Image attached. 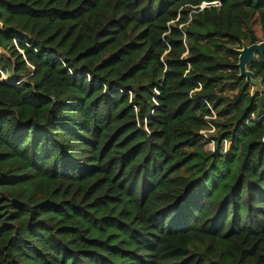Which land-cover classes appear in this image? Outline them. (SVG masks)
Segmentation results:
<instances>
[{
    "label": "trees",
    "instance_id": "1",
    "mask_svg": "<svg viewBox=\"0 0 264 264\" xmlns=\"http://www.w3.org/2000/svg\"><path fill=\"white\" fill-rule=\"evenodd\" d=\"M204 1L0 0V264H264V0Z\"/></svg>",
    "mask_w": 264,
    "mask_h": 264
},
{
    "label": "water",
    "instance_id": "2",
    "mask_svg": "<svg viewBox=\"0 0 264 264\" xmlns=\"http://www.w3.org/2000/svg\"><path fill=\"white\" fill-rule=\"evenodd\" d=\"M237 51L239 53V62L236 66L239 69V78H245L247 81H251V84L256 86L257 89L261 88L263 86L262 80L256 78L255 73L249 66L258 56H264V39L250 45L243 43L242 48Z\"/></svg>",
    "mask_w": 264,
    "mask_h": 264
},
{
    "label": "built area",
    "instance_id": "3",
    "mask_svg": "<svg viewBox=\"0 0 264 264\" xmlns=\"http://www.w3.org/2000/svg\"><path fill=\"white\" fill-rule=\"evenodd\" d=\"M222 4L221 0H215V1H204L202 2L200 5L196 6V8L199 10V11H202L208 7H220ZM3 77L5 78V80L7 81V76L5 74H3ZM107 88V87H105ZM214 130V128L212 129V131ZM204 135H206V133L202 132ZM213 144L214 145V142L210 143V145ZM228 144H231L230 142H225V150H229L230 147H227ZM215 147V145H214ZM214 150V149H213Z\"/></svg>",
    "mask_w": 264,
    "mask_h": 264
},
{
    "label": "rangeland",
    "instance_id": "4",
    "mask_svg": "<svg viewBox=\"0 0 264 264\" xmlns=\"http://www.w3.org/2000/svg\"><path fill=\"white\" fill-rule=\"evenodd\" d=\"M2 80H4L5 81V78L4 77H2ZM7 80H8V76H7ZM257 91H264V86H262L261 88H259V89H257V87L256 86H253L252 88H251V92H252V94H255ZM204 133H206V131H203ZM231 146V144H228V146L227 147H230ZM206 148L207 149H210V150H213V149H215V147H214V145L213 144H211V145H207L206 146Z\"/></svg>",
    "mask_w": 264,
    "mask_h": 264
}]
</instances>
